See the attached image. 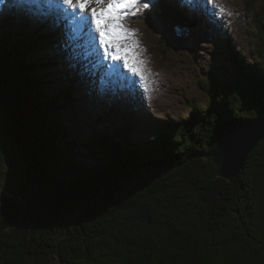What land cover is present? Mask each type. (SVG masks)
<instances>
[{"label":"trees","instance_id":"16d2710c","mask_svg":"<svg viewBox=\"0 0 264 264\" xmlns=\"http://www.w3.org/2000/svg\"><path fill=\"white\" fill-rule=\"evenodd\" d=\"M243 1L260 30L253 48L228 41L209 102L157 124L133 101L92 96L56 59L57 33L17 21L16 7L0 14V264H264V140L235 182L205 157L264 108V0ZM158 4L205 25L175 0ZM156 20L145 23L156 31Z\"/></svg>","mask_w":264,"mask_h":264},{"label":"rangeland","instance_id":"374dc122","mask_svg":"<svg viewBox=\"0 0 264 264\" xmlns=\"http://www.w3.org/2000/svg\"><path fill=\"white\" fill-rule=\"evenodd\" d=\"M144 2H150L149 8L142 9L138 15L129 16L123 23L136 33L133 39L138 41L137 51L145 62L143 70L146 80H142L139 75H133L122 62L103 59L102 48L97 46L92 51L90 46H85L83 39L71 41L67 21L46 0H38L30 5L5 0L3 6L0 5V14H9V8L17 5L21 8V15L26 17L27 23L32 27L44 28L46 32L60 31L56 40L59 44L56 59L62 61L63 65L72 67L73 72L79 76H85V87L92 91V96L98 92L103 94L101 102L117 99L126 104V101H133L140 107L137 114L142 122H178L191 114L195 105L202 106L209 102L205 84L213 76V71H217L218 78L221 77L219 68L227 56L224 45L231 41L238 50L248 47L252 49L250 46L257 40L260 30L254 13L250 12L243 0H215V4L197 0L194 6H190L186 0H178L184 11H200L201 21L205 22L203 28L192 30L191 33V27L188 28L180 17L169 18L166 13L156 17V9L163 10L157 5L160 0ZM91 7L96 5L93 3ZM147 17H156L162 30L175 32V29L183 28L184 32L189 33L185 38L178 36L176 40L170 41L174 45L168 46L160 32L153 31L146 25ZM17 21L24 22V19L19 16ZM210 27H213L212 31L208 30ZM219 33H226L228 38L221 37ZM178 42L181 44L178 45ZM245 56L249 57V62H254L250 54ZM113 65L117 67L114 69ZM230 71L232 74L237 73L233 67ZM148 136L152 134L149 133ZM7 177L6 170L0 167V183L6 184ZM49 263L60 264V261L51 257Z\"/></svg>","mask_w":264,"mask_h":264},{"label":"snow or ice","instance_id":"6c2138e0","mask_svg":"<svg viewBox=\"0 0 264 264\" xmlns=\"http://www.w3.org/2000/svg\"><path fill=\"white\" fill-rule=\"evenodd\" d=\"M20 5H30L38 0H14ZM194 6L197 0H186ZM215 4V0H206ZM5 0H0L3 5ZM50 7L61 12L62 18L67 21L70 28L71 41L83 39L85 46L92 51L96 47L103 50V59L122 62L133 75H139L142 80L144 74V61L137 51L139 44L134 41L135 31L127 28L123 21L129 16L138 15L142 9H147L150 2L144 0H46ZM95 4L96 7L90 5ZM218 6V5H216ZM223 11V9H221ZM129 41H132L129 43ZM91 54V51L88 52ZM117 65H113L115 69ZM135 83V82H133Z\"/></svg>","mask_w":264,"mask_h":264},{"label":"water","instance_id":"95a60500","mask_svg":"<svg viewBox=\"0 0 264 264\" xmlns=\"http://www.w3.org/2000/svg\"><path fill=\"white\" fill-rule=\"evenodd\" d=\"M158 32L163 35L164 40L169 45H174L170 41L176 40L181 34L179 29L173 31L162 30L158 20L155 21ZM189 28V27H188ZM189 32L190 28H189ZM187 32V33H189ZM186 33V34H187ZM181 38H185L187 35ZM181 44L178 42V45ZM174 47V46H173ZM7 56V54L5 53ZM9 126V125H8ZM10 127V126H9ZM1 132L7 133V128L0 122ZM264 140V108L251 120L238 125L222 135L216 137L209 145L205 157L213 162L219 170V176L235 182L244 167L249 154ZM4 143L0 140V149H4Z\"/></svg>","mask_w":264,"mask_h":264},{"label":"bare ground","instance_id":"6f19581e","mask_svg":"<svg viewBox=\"0 0 264 264\" xmlns=\"http://www.w3.org/2000/svg\"><path fill=\"white\" fill-rule=\"evenodd\" d=\"M178 3V2H177ZM33 5H31V8H33L32 7ZM158 15H157V14ZM162 13H165L164 11L163 12H161L160 11V8H159V10H158V8L156 9V12H155V14H156V17L157 16H160ZM166 15H167V17H169V18H172L173 16H175L176 18L177 17H179L178 15L176 16L175 14L174 15H169V14H167L166 13ZM182 20V22L186 25V22L185 21H183V19H181ZM203 21H204V19H203ZM158 22H159V20H158ZM159 24H160V22H159ZM172 24H173V22H172ZM179 29H182L183 30V28H179ZM176 30V29H175ZM190 31H192V28H190ZM181 32V34H179V36H181V37H183V35H185L186 34V32H184V31H180ZM166 42V41H165ZM93 63H96V62H93ZM117 80V79H116Z\"/></svg>","mask_w":264,"mask_h":264}]
</instances>
